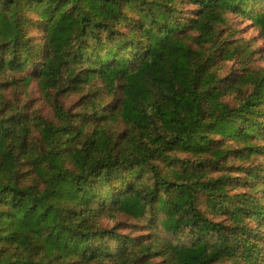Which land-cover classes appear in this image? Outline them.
<instances>
[{"label": "trees", "instance_id": "16d2710c", "mask_svg": "<svg viewBox=\"0 0 264 264\" xmlns=\"http://www.w3.org/2000/svg\"><path fill=\"white\" fill-rule=\"evenodd\" d=\"M229 13L264 40V0H0V264H264V68L220 77L253 53Z\"/></svg>", "mask_w": 264, "mask_h": 264}, {"label": "rangeland", "instance_id": "374dc122", "mask_svg": "<svg viewBox=\"0 0 264 264\" xmlns=\"http://www.w3.org/2000/svg\"><path fill=\"white\" fill-rule=\"evenodd\" d=\"M193 5L186 4L184 6V14L186 16L191 15L193 13ZM230 20L226 23V30L227 33L229 32L230 38L235 39L238 42L248 44V48H250L251 54L248 58L244 59L242 57H238L235 60L224 61L220 65L219 75L220 77L228 76V78L232 77H240L241 73H246V69H252L257 71L259 68H264V40L260 33V30L255 26L252 19L245 18L243 15H238L234 13H229ZM245 63V64H244ZM248 67L246 68V66ZM31 98L33 99V104L36 106H42L43 112L46 114H50L48 106L45 102L41 99L40 94L36 88V84L31 86ZM243 97L242 93L237 92H230L224 96L226 102L230 104H235L239 102ZM66 102H72L75 100V96L66 99ZM260 143H264V141L260 140ZM182 157L187 158V154H183ZM262 159L261 156L257 157L255 161H260ZM264 160V157H263ZM245 162V161H243ZM248 164V162H245ZM103 223L109 227L115 226L118 223L122 224L119 225V231L122 233H131L135 235L136 231H132L130 228L126 229L123 226L133 224V219H128V216L116 213L114 217H105L103 219Z\"/></svg>", "mask_w": 264, "mask_h": 264}]
</instances>
